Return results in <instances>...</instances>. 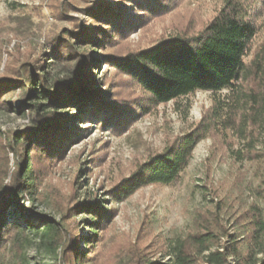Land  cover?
<instances>
[{"label": "trees", "instance_id": "obj_1", "mask_svg": "<svg viewBox=\"0 0 264 264\" xmlns=\"http://www.w3.org/2000/svg\"><path fill=\"white\" fill-rule=\"evenodd\" d=\"M244 1L224 0L218 12L197 32L176 30L147 46L114 57L116 68L129 76L153 105L198 90L212 93L208 114L122 180L113 195L117 200L145 185L174 183L196 144L210 133L230 131L242 141V147L235 151L236 157L261 158L256 145L260 143L259 137L264 138V57L257 54L249 62L244 60L256 33L244 12ZM114 2L111 5L98 1L97 7L88 9L91 25L76 35L79 41H89L85 46L86 50L90 48L89 58L78 54L74 43L63 41L54 45L53 56L69 61L67 82L51 72L53 63L47 53L39 58L40 63L35 59L31 66L23 65L24 70L17 77L0 76V105L22 112L27 109L31 116L28 127L0 141V251L8 247L10 253L4 264H30L25 254L29 237L38 239L51 256L50 261L35 264L117 263L103 257L101 248L106 224L115 211L111 205L87 200L75 207H61L60 219L55 221L48 219L42 209L25 208L21 203L25 195L36 200L35 184L41 166L58 159L64 143L75 136L76 132L67 128L68 119L107 124L119 118L118 107L98 89L100 80L92 74V60L107 58L100 44L128 34L143 23L141 19L147 14L168 12L164 1ZM16 88L21 90L22 102L15 107L7 99ZM66 107H74L78 113L69 118ZM10 154L14 169L5 182ZM218 201L194 214L191 230L183 237L164 241L154 236L140 244L149 234L142 232L136 243L128 245L122 264H264L262 207L251 203L241 211L225 212L227 205ZM5 208L14 210L6 213ZM76 210H88L90 216L83 234L73 219Z\"/></svg>", "mask_w": 264, "mask_h": 264}, {"label": "rangeland", "instance_id": "obj_2", "mask_svg": "<svg viewBox=\"0 0 264 264\" xmlns=\"http://www.w3.org/2000/svg\"><path fill=\"white\" fill-rule=\"evenodd\" d=\"M98 1L115 3V0H0V76L17 77L24 70L23 65L31 66L35 59L47 53L53 63L51 72L67 82L69 61L53 56L54 45L63 41L74 43L78 54L84 53L89 58L90 48L85 49L89 41H79L76 35L90 27L88 9L97 7ZM156 1H164L168 12L147 14L141 19L143 23L128 34L100 44L107 60H92V74L101 84L98 89L118 107L119 118L107 124L68 119L67 128L75 131V136L64 143L58 159L41 166L35 184L36 200L31 201L27 195L21 200L25 208H40L48 219L55 221L60 219L61 207H75L87 200L111 205L115 211L106 224L101 248L103 257L113 258L118 264L125 261L128 245L136 243L142 232L149 234L140 244H146L154 236L164 241L183 237L191 230L194 214L201 208L212 207L219 199L227 205L225 212L241 211L251 203L264 210V138L259 137L260 143L256 145L261 158L239 159L235 151L242 147V141L230 131L210 133L202 138L174 183L145 185L122 200L114 198L122 180L129 178L150 156L192 129L212 106V93L200 90L153 105L147 94L116 68L113 59L117 56L147 46L173 31L197 32L224 2ZM242 4L256 29L244 57L249 62L257 54L264 57V0H245ZM11 94L8 102L15 107L21 104V90L16 88ZM64 109L70 112L69 118L78 113L74 107ZM30 118L27 109L22 112L0 105V141L28 127ZM11 157L10 154L8 173L3 176L5 182L14 169ZM12 210L5 208L6 213ZM79 211L76 210L73 219L83 234L90 216L88 210ZM29 241L25 254L30 264L50 261L51 256L38 239L29 237ZM9 259L6 247L0 251V264Z\"/></svg>", "mask_w": 264, "mask_h": 264}]
</instances>
